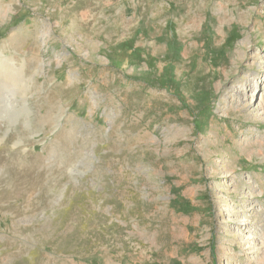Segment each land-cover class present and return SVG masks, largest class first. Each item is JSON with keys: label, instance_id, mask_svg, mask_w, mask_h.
Masks as SVG:
<instances>
[{"label": "rangeland", "instance_id": "obj_1", "mask_svg": "<svg viewBox=\"0 0 264 264\" xmlns=\"http://www.w3.org/2000/svg\"><path fill=\"white\" fill-rule=\"evenodd\" d=\"M6 61L0 264H264V0H0Z\"/></svg>", "mask_w": 264, "mask_h": 264}, {"label": "bare ground", "instance_id": "obj_2", "mask_svg": "<svg viewBox=\"0 0 264 264\" xmlns=\"http://www.w3.org/2000/svg\"><path fill=\"white\" fill-rule=\"evenodd\" d=\"M14 68H13V64L9 61L6 62H1L0 63V76L1 78H5V81L8 82L10 85L15 86V83L17 82V75L16 73H14ZM15 78V83L11 82V80ZM17 78V79H16ZM8 79L10 80V82L8 81ZM256 79V77H255ZM253 88H256V82L253 81V83H251ZM25 87H27V83L22 84L21 88L24 89ZM20 88V83L18 84V90ZM26 92V91H25ZM23 94V92H22ZM24 101H26V98H24Z\"/></svg>", "mask_w": 264, "mask_h": 264}]
</instances>
